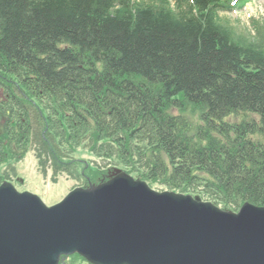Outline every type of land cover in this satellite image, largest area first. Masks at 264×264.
<instances>
[{
	"label": "trees",
	"instance_id": "16d2710c",
	"mask_svg": "<svg viewBox=\"0 0 264 264\" xmlns=\"http://www.w3.org/2000/svg\"><path fill=\"white\" fill-rule=\"evenodd\" d=\"M231 1L0 0V183L33 139L264 206V22L242 32Z\"/></svg>",
	"mask_w": 264,
	"mask_h": 264
},
{
	"label": "water",
	"instance_id": "95a60500",
	"mask_svg": "<svg viewBox=\"0 0 264 264\" xmlns=\"http://www.w3.org/2000/svg\"><path fill=\"white\" fill-rule=\"evenodd\" d=\"M73 253L93 264H264V207L223 211L121 171L50 208L0 187V264H58Z\"/></svg>",
	"mask_w": 264,
	"mask_h": 264
},
{
	"label": "rangeland",
	"instance_id": "374dc122",
	"mask_svg": "<svg viewBox=\"0 0 264 264\" xmlns=\"http://www.w3.org/2000/svg\"><path fill=\"white\" fill-rule=\"evenodd\" d=\"M253 17L263 18L264 19V0H252L242 11L234 12L230 15V18L234 21H239L240 26L243 28L245 26H249V20ZM31 153V152H30ZM84 158H88L90 160H98L93 156L84 153ZM98 164L104 166L106 164L105 161L98 160ZM36 167L34 158L30 156L27 160L23 161V164L19 169L16 168L18 174H23V178L27 184V187H43L44 181H42V177L36 173ZM34 172V173H33ZM50 173V172H49ZM52 174V173H51ZM67 180L64 177H60L58 183H47V191L49 193L50 198L46 199V197L42 193H38L34 188H26L22 187L21 190L27 189L34 193L40 195V197L44 200V202L48 205H51L60 198H63L67 192L65 190V185ZM32 186H30V185ZM42 184V185H40ZM79 185V182L73 179H70L67 183L66 189L67 191L73 187Z\"/></svg>",
	"mask_w": 264,
	"mask_h": 264
}]
</instances>
